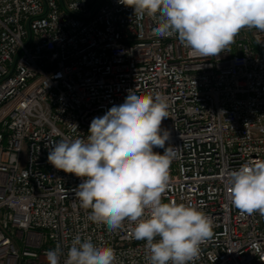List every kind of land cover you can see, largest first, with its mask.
Here are the masks:
<instances>
[{
	"label": "built area",
	"instance_id": "built-area-1",
	"mask_svg": "<svg viewBox=\"0 0 264 264\" xmlns=\"http://www.w3.org/2000/svg\"><path fill=\"white\" fill-rule=\"evenodd\" d=\"M154 26L119 0H0V264H48L56 245L63 264L78 234L114 248L116 264H148L134 225L91 222L75 197L82 178L48 161L52 141L85 138L130 90L169 104L163 201L213 220L194 264H264V216L233 206L227 178L264 159V32L243 29L218 56L193 57Z\"/></svg>",
	"mask_w": 264,
	"mask_h": 264
},
{
	"label": "clouds",
	"instance_id": "clouds-1",
	"mask_svg": "<svg viewBox=\"0 0 264 264\" xmlns=\"http://www.w3.org/2000/svg\"><path fill=\"white\" fill-rule=\"evenodd\" d=\"M137 19L154 18L152 35L176 36L193 57L226 51L243 29L264 32V0H119ZM169 104L160 93L129 91L90 123L85 138L51 142L48 161L58 170L82 178L74 190L88 219L109 233L125 228L145 241L148 264H194L201 245L213 236V220L195 205L164 202L175 148L161 125ZM154 148L164 149L163 154ZM232 204L243 214L264 216V159L228 173ZM48 264H61L60 245L46 251ZM116 251L91 237L76 235L63 264H116Z\"/></svg>",
	"mask_w": 264,
	"mask_h": 264
},
{
	"label": "rangeland",
	"instance_id": "rangeland-1",
	"mask_svg": "<svg viewBox=\"0 0 264 264\" xmlns=\"http://www.w3.org/2000/svg\"><path fill=\"white\" fill-rule=\"evenodd\" d=\"M24 159H25V157H24Z\"/></svg>",
	"mask_w": 264,
	"mask_h": 264
}]
</instances>
